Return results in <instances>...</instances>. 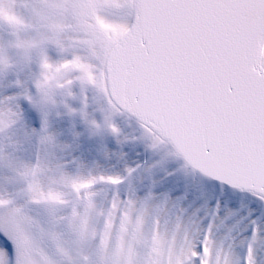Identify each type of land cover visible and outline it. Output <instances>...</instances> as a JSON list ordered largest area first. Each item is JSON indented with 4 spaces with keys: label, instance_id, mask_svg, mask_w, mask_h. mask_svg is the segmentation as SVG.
I'll use <instances>...</instances> for the list:
<instances>
[{
    "label": "snow or ice",
    "instance_id": "1",
    "mask_svg": "<svg viewBox=\"0 0 264 264\" xmlns=\"http://www.w3.org/2000/svg\"><path fill=\"white\" fill-rule=\"evenodd\" d=\"M115 4L117 30L106 32L98 27L101 0H78L87 56L55 33L0 43V70L13 46L37 67L0 95L18 109L0 121V133L27 121L44 148L58 139L77 145L73 163L96 151L85 133L108 132L109 147L120 151L125 113L140 133L128 158L110 160L107 173L74 176L39 155L25 165L27 203L41 207L45 219L0 197V264H264V0ZM49 43L61 59H51ZM32 49H39L34 61ZM88 90L98 94L97 107ZM49 172L67 193L41 182ZM99 185L110 186L111 199L101 213L103 240L93 249ZM130 224L133 239L143 241L139 249L126 242ZM114 230L118 243L109 251Z\"/></svg>",
    "mask_w": 264,
    "mask_h": 264
},
{
    "label": "bare ground",
    "instance_id": "2",
    "mask_svg": "<svg viewBox=\"0 0 264 264\" xmlns=\"http://www.w3.org/2000/svg\"><path fill=\"white\" fill-rule=\"evenodd\" d=\"M1 1H4V0H1ZM12 1H14L17 4L16 6L13 7L15 10L12 12L10 11L11 10L10 8V10H7L5 13L7 18H9L10 20L19 19L20 21L26 24H30V25L33 24L35 26L41 20H43L42 19L43 17H41L42 15L45 17V13L43 14L39 12L41 10H38V8L34 4H32L34 6L33 9L32 7H30L28 9V12L26 11V13H22L20 9L26 6L25 5L26 0H12ZM50 1L54 3L57 2L55 0H50ZM65 15L64 16L51 15L47 19V24H48L50 32L52 34L55 33V35L60 40L65 39V38H71L73 36V33L79 34L81 32V29L78 26H74V20H73L72 14H70V16L68 14H65ZM66 17H69V18H66ZM47 24H45V26H47ZM67 25L70 28L65 29L64 26H67ZM0 38H1L0 42L4 43L7 41H17V40L30 41L33 39V36L28 35L24 33L23 31H18L16 35L7 36V37L0 33ZM35 53L36 55H38V50L32 49L31 55L34 56ZM19 55H20L21 61L25 59L22 49H18L15 46L8 48V51H7L8 60L15 59ZM48 55L51 57L53 61L59 60V57L55 56L54 54L48 53ZM35 71L37 70H35V68H32L30 65L26 68L20 67V72H18L17 74H12L11 72L8 71L6 73V77L4 78L3 83H1L0 81V95L3 94L5 88L9 85L10 81L15 80L18 76H21L24 79H29L32 73ZM10 109L13 112L18 111L15 105L9 106L6 103L0 102V113H2L0 114V121L7 120ZM119 126L120 128L123 129L124 134L118 138L119 141L121 142L120 151L118 152L114 153L111 150V148L107 146V147H104L103 149L104 152H102L99 157H95L94 156L95 152H98V150L100 149V147L95 146L96 151L93 152L94 154L92 153V155L88 156L87 158H80L76 160L75 163H73L72 153L76 150L77 145L72 144L73 149L71 150L69 149V146H67L71 143L70 141L62 142L58 139L57 146L55 148H52V147L44 148L43 146H41L39 156L41 160L48 161L49 163L53 165V167L58 163L66 165L67 172L74 176L87 177L89 175H98L101 172L107 173V172L113 171L114 165L109 163V161L112 160L113 158L127 159L128 157L126 155V150L135 147V144L138 143V141H135L133 138L139 136L140 134L137 123L133 121H129L126 118L119 119ZM58 130L59 129H57L56 135L59 134ZM31 134H32L31 125L30 123H26L24 126L19 128L18 130L9 133L8 136H5L4 139L0 140V146H1L0 166H2V168L0 167V197H3L4 199L11 198L14 192L18 190L16 184L12 181V179L14 178V174L12 172H9L8 168L13 169V167H15L17 172H21L22 169H24L25 165H28L30 161L31 163L33 162V151L32 150L31 151L27 150V148L21 149L22 147H20L21 152L18 151L19 146L22 144L24 145L26 144L27 145L26 147L32 148L33 144L30 143V141H28ZM85 134L88 136L92 135L90 133H85ZM100 134L108 135L109 133L105 131V132H101ZM4 147H7L8 151L12 155L10 160L8 159L10 155H7L6 151H3ZM12 149H13V154H12ZM6 160L10 162L6 164L5 162ZM71 164H74V165H71ZM56 179L57 177L55 176V174L53 172H49L46 176L41 177V182L47 187L49 184H53V181ZM53 187H56L60 191H63L65 193L69 191L68 188L62 185L53 184ZM97 192L98 194L96 195L94 199L95 211L90 216V222L93 219L94 215L101 211L102 209L101 207L103 206L102 204L106 203L105 202L106 198H105V193H104L105 188L103 187L99 188L97 189ZM26 197H27L26 199H29L28 196ZM66 198H69V197H66ZM23 203L24 201L19 202L16 206H22ZM100 205L101 207H99ZM78 208H84V207L79 204ZM28 215L35 219L38 214L29 212ZM161 229H164V227L162 228L161 226ZM115 232L116 231L114 230L112 233L111 239L108 243V250L110 249V251L118 243V242L115 243L114 241V239H118V235H116ZM135 242L137 244L139 240H136ZM133 247H134V243H133Z\"/></svg>",
    "mask_w": 264,
    "mask_h": 264
},
{
    "label": "rangeland",
    "instance_id": "3",
    "mask_svg": "<svg viewBox=\"0 0 264 264\" xmlns=\"http://www.w3.org/2000/svg\"><path fill=\"white\" fill-rule=\"evenodd\" d=\"M14 6H16V3L12 0H4V1L0 0V14L6 13L7 10H10V8H11L10 11L13 12L15 10L13 8ZM12 8H13V10H12ZM28 9H29V6H28V4H26V6L23 7L20 11L23 13V12H26Z\"/></svg>",
    "mask_w": 264,
    "mask_h": 264
}]
</instances>
